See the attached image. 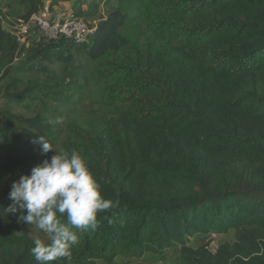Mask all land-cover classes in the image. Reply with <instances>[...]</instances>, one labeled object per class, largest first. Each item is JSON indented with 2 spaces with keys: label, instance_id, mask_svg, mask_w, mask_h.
<instances>
[{
  "label": "trees",
  "instance_id": "1",
  "mask_svg": "<svg viewBox=\"0 0 264 264\" xmlns=\"http://www.w3.org/2000/svg\"><path fill=\"white\" fill-rule=\"evenodd\" d=\"M67 2L99 19L87 42L34 30L21 44L0 13V207L55 154L33 142L43 136L78 151L113 201L52 264H143L172 248L176 264H264V0L51 10ZM0 3L15 4V25L45 6ZM0 216V264H38L29 249L46 235L19 213Z\"/></svg>",
  "mask_w": 264,
  "mask_h": 264
},
{
  "label": "clouds",
  "instance_id": "2",
  "mask_svg": "<svg viewBox=\"0 0 264 264\" xmlns=\"http://www.w3.org/2000/svg\"><path fill=\"white\" fill-rule=\"evenodd\" d=\"M33 142L40 143L44 153L55 154L13 182L11 203L0 209L7 216L19 213L21 222L42 230L47 239H35L29 252L38 264H52L70 256L79 242L78 231L98 227V213L113 207V201L105 198L101 183L78 151L57 152L43 136Z\"/></svg>",
  "mask_w": 264,
  "mask_h": 264
},
{
  "label": "built area",
  "instance_id": "3",
  "mask_svg": "<svg viewBox=\"0 0 264 264\" xmlns=\"http://www.w3.org/2000/svg\"><path fill=\"white\" fill-rule=\"evenodd\" d=\"M44 8L34 13L26 21L19 19L14 27V33L20 41L28 38L34 30L50 38L61 36L74 40L77 43L87 42L94 28L82 18H77L70 9L51 10L52 0H43Z\"/></svg>",
  "mask_w": 264,
  "mask_h": 264
},
{
  "label": "rangeland",
  "instance_id": "4",
  "mask_svg": "<svg viewBox=\"0 0 264 264\" xmlns=\"http://www.w3.org/2000/svg\"><path fill=\"white\" fill-rule=\"evenodd\" d=\"M106 1V0H103ZM15 7V4L10 3V6H8L6 3H0V13L2 15V19H3V25L6 29L8 30H13L14 31V21H16V18L11 14H9V11ZM87 6H84V10H87ZM106 6L103 3V5L101 6V11L99 13V17H104L106 16ZM83 18L89 23V26L91 28L95 27L98 24L99 19H94L93 17L90 16H83ZM15 32V31H14ZM17 34V33H15ZM29 39L25 38L22 41H20L21 44L28 45L29 43ZM2 102V99H0V104ZM25 112V111H24ZM32 115V113H31ZM213 241L211 243V248L212 249H216L218 247L219 242L224 241V240H234V235L233 233L227 234V235H213ZM178 256V250L177 249H166L164 251L163 254L161 255H146L144 256L142 259L138 260L139 262L143 263V264H176V258ZM125 263H128V261H126Z\"/></svg>",
  "mask_w": 264,
  "mask_h": 264
},
{
  "label": "crops",
  "instance_id": "5",
  "mask_svg": "<svg viewBox=\"0 0 264 264\" xmlns=\"http://www.w3.org/2000/svg\"><path fill=\"white\" fill-rule=\"evenodd\" d=\"M63 6H65V7H63L64 10L71 9L72 8V2H67Z\"/></svg>",
  "mask_w": 264,
  "mask_h": 264
}]
</instances>
